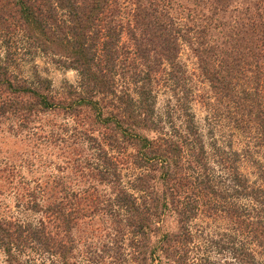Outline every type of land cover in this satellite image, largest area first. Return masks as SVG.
Here are the masks:
<instances>
[{
    "label": "trees",
    "instance_id": "obj_1",
    "mask_svg": "<svg viewBox=\"0 0 264 264\" xmlns=\"http://www.w3.org/2000/svg\"><path fill=\"white\" fill-rule=\"evenodd\" d=\"M37 55L74 83L54 90ZM0 95V114L68 117L49 137L85 146L89 180L28 193L34 223L0 219L4 264L33 245L67 264L84 218L109 225L114 259L128 235L136 264H264V0H0Z\"/></svg>",
    "mask_w": 264,
    "mask_h": 264
},
{
    "label": "rangeland",
    "instance_id": "obj_2",
    "mask_svg": "<svg viewBox=\"0 0 264 264\" xmlns=\"http://www.w3.org/2000/svg\"><path fill=\"white\" fill-rule=\"evenodd\" d=\"M33 61L38 72L50 80L54 90H58L64 82L74 83L76 79L73 70L52 63L46 56L37 55ZM21 63L22 74L28 76V62ZM187 65L191 66L190 63ZM22 111L19 114L16 110L12 112L11 108H6L0 114V219L34 223L42 214L29 207L28 203L32 197H29L28 193L43 191V188L53 192L57 187L51 189L54 186L52 181L56 180L62 181L69 190L85 188L89 180L78 176L71 160L75 155H86L88 151L83 144H80L79 148L68 144L65 139L60 141L49 137L50 130L63 137L69 132L71 120L63 117L60 112L47 111L34 115L32 112ZM192 111L202 125V108L195 104L192 105ZM224 130L225 128H222L220 131ZM216 133L214 131V135ZM236 137L241 138L239 135ZM221 138L223 139V136ZM235 138L233 137L232 146L238 148L240 142ZM97 188H102V185H97ZM194 222L196 225H203L199 220ZM218 224L219 222L211 223L205 229L215 230ZM167 225L173 226L171 219H166ZM108 226L97 219H81L72 230L74 247L67 264H136L133 256H130L133 248L127 241L128 235L123 238L115 237V244L120 245L119 254L115 259L111 257V253L99 250L103 243L110 241L109 237L104 236L105 231L109 232ZM22 253L20 264H51L46 254L39 251L37 246L26 248ZM207 257L208 263L213 264L223 260L222 255L215 253L213 249L208 252ZM0 264H4L1 253Z\"/></svg>",
    "mask_w": 264,
    "mask_h": 264
}]
</instances>
